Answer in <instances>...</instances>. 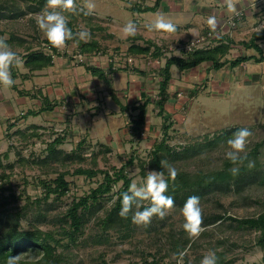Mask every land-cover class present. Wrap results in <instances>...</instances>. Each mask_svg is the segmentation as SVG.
I'll return each instance as SVG.
<instances>
[{
    "label": "rangeland",
    "instance_id": "rangeland-1",
    "mask_svg": "<svg viewBox=\"0 0 264 264\" xmlns=\"http://www.w3.org/2000/svg\"><path fill=\"white\" fill-rule=\"evenodd\" d=\"M27 2L17 0L16 6L26 9ZM137 2L139 0H73V8L69 10L76 15L75 32L63 46L57 47L58 53L50 52L53 64L43 70L31 72L22 58L25 48L8 44L20 62L9 65L15 83L11 87L0 85V190L9 200L8 211L25 212L20 221L24 229L39 226L46 231L62 230L61 220L72 203L103 181L104 173L100 170L114 173L116 168L125 166L127 175L138 183L148 171L156 170L150 167L152 152L164 137V118L156 104L159 71L169 56L182 54L178 47L186 37L170 42L168 54L159 59L151 54H130V45L146 44L139 42V34L151 38L165 32L144 28L143 24L138 26L137 11L133 9ZM60 3L57 1L56 10L70 18L66 15L68 9L61 8ZM88 3L93 5L91 12ZM52 7L49 3L45 10L0 20V30H3L0 36L8 38L14 32L27 38L35 50L45 47L47 38L37 18ZM129 21L134 22L136 33L126 36L123 28ZM81 31L89 33L83 40H97L103 51L82 52L78 42ZM195 36L190 40L199 37L197 33ZM216 44L213 42L211 47ZM78 54L85 57L83 62L76 57ZM127 57H133L134 63L126 66L123 62ZM117 60L122 61L115 65L119 70L109 75V81L88 69L91 64L109 71L110 64ZM209 68V72L213 70ZM223 70L227 73L229 66ZM232 70L237 71L236 66ZM219 73L214 71L208 81L205 77L199 79V71L191 69L187 77L192 83L188 90L180 92L181 87H185L186 72L174 66L175 79L173 77L169 87L171 99L165 106L172 122L167 142L179 152L184 147L189 150L177 159L168 155V161L177 170L191 173L223 169L230 146L227 142L209 146V140L234 126H249L252 134L240 155L251 152L257 142L261 145L258 156L249 164L252 169L248 168L240 179L241 188L230 180V185L212 188L199 196L201 231L190 236L183 228V205H174L164 217L154 215L147 225L104 227L101 222L117 199L115 192L123 184L120 181L102 200L103 208L89 215L84 231L75 241L55 233L68 244L57 248L64 259L59 264H200L203 256L213 251L216 264L220 261L264 264L259 230L239 227L230 219L204 225L214 214L247 218L264 211V78L262 83L253 82L247 90L237 89L236 84L231 83L226 93L225 88L214 89L212 77ZM148 97L151 102L147 121L138 138L133 135L131 121L137 117L139 104ZM79 168L98 173L94 176L78 174ZM62 172L70 183L69 191L61 197L46 196L43 182L55 179ZM248 179L252 181L244 183ZM148 203L143 201L141 206ZM185 238L190 241L185 246L182 242L184 248L178 255L175 244Z\"/></svg>",
    "mask_w": 264,
    "mask_h": 264
},
{
    "label": "trees",
    "instance_id": "trees-1",
    "mask_svg": "<svg viewBox=\"0 0 264 264\" xmlns=\"http://www.w3.org/2000/svg\"><path fill=\"white\" fill-rule=\"evenodd\" d=\"M25 1H28L27 8L23 9L16 6L17 0H0V20L4 18L15 19L24 16L29 12L36 13L42 11L43 9L45 10L47 9V5L50 3V0ZM57 1L62 2V0ZM160 1L161 0H157L154 6H142L137 2L133 9L138 12L154 10ZM66 15L71 16L68 18V27L71 29L73 35L75 32L76 15L69 9L66 11ZM2 34L3 30H0V35ZM0 37L3 38V36ZM261 37L262 35L260 36L259 34H254L253 38L249 42V45L258 47L256 40ZM4 39L7 44H16L25 48L26 52H24L22 58L25 65L29 67L31 72L43 70L44 68L51 66L54 59L50 52L58 53L59 50L57 47L52 46L48 40H45L47 43H45V47L35 50L27 38L19 36L14 32L11 33L8 38ZM78 42L82 52L103 51L97 40L85 41L78 38ZM230 43V41L226 42V39L221 37L219 39V43L213 47L199 48L184 56L171 55L166 59L165 65L159 71L161 79L159 81V96L158 99H156V104L160 108V115L164 118V137L162 141L155 146L152 152L153 158L150 162V167L156 169L157 171L164 172L166 179L168 178L167 169L160 165V161L166 160L169 163L168 155H172V159H177L180 156H184L183 154L189 150V148L184 147V150L179 152L175 147L170 146L167 142L169 130L172 126V122L169 121L170 113L166 111L165 107L171 99L169 91V87L173 79L171 67L176 65L180 70H187L204 62L209 63L217 70L223 68L227 63L236 66L247 58L245 56L228 59L227 55L231 50ZM168 49L169 47L167 48L148 40L145 45L132 44L129 46L128 50L132 55L151 54L152 57L159 59L165 56V52L168 51ZM88 69L93 75H96L106 81H109V75L119 70L114 68L113 63L110 64L109 71L91 64H88ZM150 102L151 100L148 97L142 104H139L137 117L131 121L133 135L138 138L141 137L143 126L147 121L148 105ZM50 108H52V106ZM242 127L243 126H234L216 134L213 137L214 139L212 138V140H209L211 143H208L210 144L209 146L214 144L219 145L221 142H227V140ZM246 128L251 129L249 126ZM81 143L82 142H80V144ZM260 145L261 143L257 142L251 152H248L246 155H240L241 158L236 162L227 158L224 161L223 169L221 168L208 172L205 170H199L194 173L188 172V170H177L175 179H168L169 187L166 195L173 197L175 206H181L189 196L196 195L201 197L204 193L212 190V188L230 185V180H233L234 183L237 184V188L240 189L242 186L240 184L242 180L240 179L243 178V175L248 168L252 169L249 167V164L253 157L256 158L258 156ZM54 151L55 150L52 152ZM130 162H132V160ZM234 168L237 169L235 173L232 171ZM99 172L104 173L103 181L99 183L97 187L92 188L89 193L81 196L78 201H74L72 203V205L68 208L67 214L61 220L64 226L62 230L58 232L53 230L46 231L39 226H35L32 229H24L21 227L20 221L23 215H25V212L22 210H18L16 212L8 211L6 207L9 204V200L2 195L0 190V264H6L7 257L11 255H19L20 259L18 264H59L62 262V260H64L63 256L57 251V248L59 246H68V244H64L63 238L57 237L55 233L63 234L64 237L67 236L70 240L75 241L77 236L82 234L84 231L85 223L89 218V215H94V213L103 208L102 200L113 191L114 186L120 181H123V184L115 192L117 199L112 208L108 210L101 223L106 228H115L117 226L130 228L134 225L135 223L132 220V215L135 210V206H133V209L130 210L126 217L119 215V210L121 208L120 198L122 197V194L128 190L129 185L132 182L131 178L125 172V166L119 169L116 168L114 173H111L110 170H100ZM76 173L94 176L98 173V171L87 168H79L76 170ZM65 175L66 173L62 172L55 179L50 180L49 182H43L47 193L46 196L56 194L58 197H61L69 191L70 183L65 179ZM251 179L246 180L244 183H249L251 181L255 182L254 178ZM262 182L264 183V180ZM0 187V189H2V186ZM12 196L14 197L15 195L12 194ZM226 219L236 221L239 227H248L259 230V243L264 246V211L257 216L247 218H236L225 213L214 214L207 218L204 225L207 226L208 224H213ZM189 241V239L185 238L184 240H179L175 244V251L178 255H180L182 249L187 243H189ZM182 242L185 243L184 246ZM180 244L182 245L180 246ZM184 264H186V262ZM220 264L224 263L220 261Z\"/></svg>",
    "mask_w": 264,
    "mask_h": 264
},
{
    "label": "crops",
    "instance_id": "crops-1",
    "mask_svg": "<svg viewBox=\"0 0 264 264\" xmlns=\"http://www.w3.org/2000/svg\"><path fill=\"white\" fill-rule=\"evenodd\" d=\"M156 1L139 0L138 3L142 6H145V4L146 6H154ZM261 2V0H161L154 10L145 12L137 11L136 15L135 12L133 13L138 22V26L141 27L143 24L144 28L151 29L148 25L153 24V19L155 22L158 17L163 16L166 21H170L176 26L175 31H165L164 34H157L151 38L139 34L138 40L144 44L150 40L158 45L167 47L170 46V42L173 43L177 39L186 37L183 41L185 42L194 38L195 33L199 36L202 32L206 33L210 29L214 32L216 43H219L221 37L225 38L226 42H231V50L227 55L228 59L245 56L247 59L236 65L237 71L235 70V72L232 70L233 65L230 63H227L219 70L213 68L207 62L191 69L199 71V79L205 77L208 81L210 79L209 75L213 74L214 71H219L220 73L218 75L216 74L215 77H212L214 89L217 91L225 88V92L227 93L231 83H235L237 89L247 90L253 82L262 83L264 78V25L261 22V13L263 11ZM229 4H232L233 7L229 8ZM231 18L237 22L235 27H230L228 24ZM210 19H214V26L209 24ZM254 34L262 35L260 39L256 40L258 47L249 45ZM231 52H233V57H230ZM201 65H204L205 68H202L203 66ZM227 65L229 66V71L225 73L223 69ZM174 66L176 65L172 66L171 71L175 79ZM210 66L213 70L209 72ZM191 69L181 70L186 72V82H184L185 87L182 86L180 92L188 90V87H190L189 84L192 83L189 77H187L188 71L191 72ZM202 69L207 70H203V73ZM170 89L169 91L172 93ZM190 91L195 94L194 91Z\"/></svg>",
    "mask_w": 264,
    "mask_h": 264
},
{
    "label": "clouds",
    "instance_id": "clouds-1",
    "mask_svg": "<svg viewBox=\"0 0 264 264\" xmlns=\"http://www.w3.org/2000/svg\"><path fill=\"white\" fill-rule=\"evenodd\" d=\"M50 4L53 5L52 10H46L41 16L37 18V24L44 32L47 40L54 47H61L64 45L66 39L72 37V31L68 27V19L62 11L56 10L55 5L57 0H50ZM229 8L233 5L229 4ZM61 8L72 9L73 0H62ZM88 11L91 12L93 5L87 4ZM87 14V13H86ZM214 19L209 20V24L214 26ZM149 28L156 30H164L173 32L176 26L170 21H166L163 16L158 17L155 22L148 25ZM125 35H135L136 27L134 22L129 21L123 28ZM89 35L86 31H81V38H86ZM13 62L19 63L17 54L11 50L10 46L6 43L5 39L0 37V85L11 87L15 81L9 70V65ZM250 129L242 127L238 129L230 139L227 140V144L230 146V150L226 151V157L236 162L240 159V154L244 152L248 143V137L251 136ZM160 165L167 169L168 178H165V174L162 171L150 170L145 178L139 183L133 180L127 191L122 194L121 208L119 215L126 217L130 210L135 206V210L132 215V220L137 224L147 225L151 222L154 215L164 217L167 214V210L171 209L174 205V199L170 195H166L169 184L168 179L174 180L177 175V169L169 164L166 160H161ZM235 173L237 169H232ZM143 201H149L147 206L141 207ZM184 217L183 228L188 232L190 236H196L201 231V206L200 198L196 195L189 196L183 204L181 209ZM19 255H11L6 259V264H18ZM217 257L215 252H209L201 259L200 264H216Z\"/></svg>",
    "mask_w": 264,
    "mask_h": 264
},
{
    "label": "built area",
    "instance_id": "built-area-1",
    "mask_svg": "<svg viewBox=\"0 0 264 264\" xmlns=\"http://www.w3.org/2000/svg\"><path fill=\"white\" fill-rule=\"evenodd\" d=\"M261 4H262V8L263 11L261 13L262 19L261 22L264 25V0H261ZM230 27H235L237 22L231 18L228 22ZM215 42L214 39V32L213 31H208L206 34L199 36L193 40H189L188 42L185 43H181V45L178 47V50L182 53L181 56H184L188 53H191L193 51H195L196 49L199 48H209L212 46V43ZM216 44V42H215ZM169 50V49H168ZM170 50H173L172 48ZM168 54V51L165 52V55ZM76 57H78L79 61H84L85 57L82 54H78L76 55ZM113 60V59H112ZM118 61V60H117ZM129 61V62H128ZM122 61H118V62H114V68L116 67L115 65L118 63V65H120L119 63ZM127 65L134 63V59L133 57H127L126 61L123 62Z\"/></svg>",
    "mask_w": 264,
    "mask_h": 264
}]
</instances>
